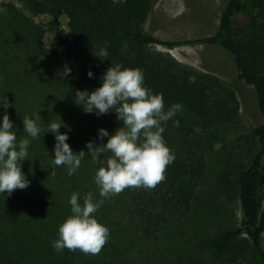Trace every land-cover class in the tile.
Here are the masks:
<instances>
[{
    "label": "trees",
    "instance_id": "1",
    "mask_svg": "<svg viewBox=\"0 0 264 264\" xmlns=\"http://www.w3.org/2000/svg\"><path fill=\"white\" fill-rule=\"evenodd\" d=\"M20 1L30 14L52 18L56 45L54 50L42 47V32L23 12L0 5V42L9 41L2 31L21 32V27L35 44L26 53L24 67L20 71L8 69V79L0 84V94L12 105L6 111L15 125L18 139L27 135L22 124L26 115L35 118L37 113L42 121H49L59 111L81 112L73 102L75 90L91 91L99 87V78L117 63L124 68L141 69L145 86L154 94L163 95L165 110L173 104L181 105L173 117L179 125L174 126L170 120L163 133L166 145L175 154V160L166 166L165 179L151 189L128 187L124 190L123 204L129 206L130 221L139 232L138 239L141 236L149 238L187 216L206 170L203 134L232 123L238 115L236 94L221 80L183 66L168 54L151 52L148 47L158 45L172 49L201 45L215 47L231 58L230 63L226 56L224 60L215 57L255 92L262 117L261 124L252 133L258 151L246 165L239 166L234 181L227 186L231 192L232 188H237L239 225L202 241L201 248L219 264H236L246 257L251 247L264 264V189H261L264 0H223L219 23L212 35L174 41L162 40L144 29L157 0H126L115 5L112 0ZM62 17L67 19V32L57 25ZM12 37L16 43L26 40L24 35ZM105 41L108 57L101 61L93 54ZM65 65L72 70L68 77L61 75ZM89 71L93 73L91 79L87 76ZM3 113L0 109V115ZM104 115L120 123L114 113ZM37 121L40 123L39 119ZM108 155L105 153L101 158L106 159ZM40 164V174L47 175L49 169H53L51 165ZM35 166L33 163L32 167ZM90 167V179H93L99 165L92 162ZM36 189L26 192L16 189L10 196L6 193L0 196V264H123L115 247L98 256L67 249L57 253L51 246L52 241L57 238L59 225L70 215V205L65 199L59 200L58 193L44 192L43 196ZM55 196L59 197V208L52 216L46 208ZM33 203L41 206L31 209ZM145 264H156L149 253Z\"/></svg>",
    "mask_w": 264,
    "mask_h": 264
},
{
    "label": "rangeland",
    "instance_id": "2",
    "mask_svg": "<svg viewBox=\"0 0 264 264\" xmlns=\"http://www.w3.org/2000/svg\"><path fill=\"white\" fill-rule=\"evenodd\" d=\"M0 5L22 11L28 21L42 32L40 39L42 47L54 50L56 43L51 17L30 14L20 0H0ZM222 7L223 0H157L147 17L144 29L162 40L171 41L210 36L217 29ZM57 25L67 32L65 17L60 18ZM19 29L21 32L2 31L1 33L8 36L9 41L5 44L0 42V84L8 79V69L19 70L24 67L26 53L35 45L31 42L28 33L21 27ZM13 35L17 38L24 35L26 40L16 43ZM148 50L168 54L183 66L221 80L236 94L238 115L232 123L216 127L203 134L206 170L197 186L187 216L149 238L141 236L138 239L139 232L130 221L129 206L123 204L126 199L123 190L117 195L104 199V203L95 213L97 221L110 230L109 239L99 254L115 247L123 264H145L147 253L152 256L156 264H219L212 255L202 250L201 242L239 225L237 188H232L231 192L227 190V186L234 181L239 166L246 165L258 151L257 141L252 133L261 124L262 117L258 110L255 92L251 86L237 79L236 72L230 70L222 61L215 59L219 57L224 60L226 56L231 63V58L215 47L192 45L168 49L156 45L148 47ZM52 117L53 119L49 121L40 120L38 123L42 129L40 137L31 140L27 160L23 162L21 169L25 177L28 176L26 179L30 183L22 190L26 192L30 188H33V191L38 188L36 190L43 196L44 192L58 193L61 196L59 200L65 199L66 202L73 192L80 193L81 202L88 192H92L97 200L102 199L93 179H90L92 164L90 155L85 156L80 168L73 174L76 183L63 166L59 167L60 171L54 170L55 175H51L53 169L49 168L47 175L39 173L40 162L46 166L50 165L49 156L52 155L55 143L54 136L46 133L47 128L44 124L59 123L60 119L66 126L62 127L60 132L67 131L69 139L66 142L73 153L83 150L87 154L88 149L85 148L87 142L92 141L94 146L107 142V138L97 140L98 129H105L111 135L122 126L121 123L110 120L105 115L98 118L94 114L77 110L66 113L59 111ZM33 163H36L34 168ZM262 164L261 189L263 190L264 157ZM28 166L33 171L27 169ZM58 198L53 197L46 208L47 213L52 216L58 212ZM39 206L40 203H33L31 209ZM236 264L263 263L256 251L250 247L246 257Z\"/></svg>",
    "mask_w": 264,
    "mask_h": 264
},
{
    "label": "clouds",
    "instance_id": "3",
    "mask_svg": "<svg viewBox=\"0 0 264 264\" xmlns=\"http://www.w3.org/2000/svg\"><path fill=\"white\" fill-rule=\"evenodd\" d=\"M125 2L112 0L114 5ZM107 49L105 41L103 47L92 54L101 61L107 60ZM71 71L65 65L61 75L68 77ZM87 76L91 79L93 73L89 71ZM144 79L141 69L124 68L117 63L99 78V87L91 91L75 90L73 102L84 113L99 118L112 112L122 125L111 135L105 129H98L97 140L107 138V142L99 146H94L92 141L87 142V154L83 150L73 153L66 142L69 139L67 131L60 132L62 127H66L60 119L59 123L44 124L46 133H51L55 140L52 155L49 156L53 169L63 166L71 176L80 168L86 155H90L91 161L99 165L93 181L102 199L97 200L92 192H88L81 202L79 192L71 194L68 200L71 215L59 225L57 238L51 245L57 253L67 249L99 254L110 236V230L95 218L104 199L128 187L154 188L165 179L166 166L175 160V154L166 145L163 133L181 105L173 104L165 110L163 95L154 94L145 86ZM11 106L7 98L0 94V109L4 110L0 115V196L3 197L5 193L10 196L14 190L29 186L30 182L21 170L22 164L27 160L31 140L39 137L42 131L37 124L40 116L37 113L35 118L26 115L22 124L23 132L27 135L18 139L15 125L6 111ZM173 124L178 126L179 121L173 120ZM105 153L110 155L102 159ZM51 175H55L54 170Z\"/></svg>",
    "mask_w": 264,
    "mask_h": 264
}]
</instances>
